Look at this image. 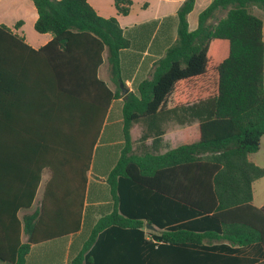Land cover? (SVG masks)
I'll return each instance as SVG.
<instances>
[{
	"label": "trees",
	"instance_id": "16d2710c",
	"mask_svg": "<svg viewBox=\"0 0 264 264\" xmlns=\"http://www.w3.org/2000/svg\"><path fill=\"white\" fill-rule=\"evenodd\" d=\"M32 2L36 32L53 36L47 45L35 51L0 25V264H25L33 245L80 230L94 146L110 103L120 97L125 144L107 180L114 210L97 222L71 264H94L91 249L110 226L138 230L146 220L161 228L149 205L151 194L168 197L175 206L160 241L199 245L226 240L264 247V207L252 204L253 183L264 177V168L249 160L264 136V22L251 10L264 11V0H213L192 32L188 15L195 0H185L177 14V39L154 63L150 78L127 94L120 87L126 88L122 53L133 43L116 18L98 16L89 0ZM131 4L115 0L122 15ZM218 13L225 15L217 19ZM24 51L30 58H45L40 78L28 87L19 82L10 87L12 60ZM105 52L115 90L98 78ZM30 99L35 117L16 119L30 149L20 154L25 162L19 164L8 149V133L13 109L20 111L24 100L26 111ZM180 109L198 121L186 134L190 144L165 154L133 152V124L156 123ZM150 130L142 140L163 134L160 128ZM60 149L72 165L50 168L40 207L19 218L36 200L44 170L39 159ZM142 199H147L146 209L138 205Z\"/></svg>",
	"mask_w": 264,
	"mask_h": 264
},
{
	"label": "crops",
	"instance_id": "0c3cea01",
	"mask_svg": "<svg viewBox=\"0 0 264 264\" xmlns=\"http://www.w3.org/2000/svg\"><path fill=\"white\" fill-rule=\"evenodd\" d=\"M128 1H131L132 4L127 15L118 13L115 0H89V3L98 16L105 19L116 18L125 35L131 39L133 46L123 51L122 62L125 67L126 88L129 92H134L141 81L150 78L154 63L164 55L166 49L177 39V14L185 0ZM212 2L213 0H195L194 9L188 15L191 32L198 28L200 13ZM37 19L38 13L32 0H0V25L10 28L14 34L22 37L35 51L40 50L53 39L49 33L40 34L36 32L35 23ZM18 22H22V24L16 27ZM20 54L12 60L15 76H12V82L9 81L8 86L10 87L15 82L21 83L23 87L31 86L33 81L40 78V69L45 64L43 57L39 59L30 58L27 54L31 53L27 51ZM102 60L103 64L98 69V78L105 82L111 90H115L110 78L106 52L103 54ZM64 63L66 64V62ZM127 84L133 87L128 88ZM30 100H26L25 107H28L26 111L23 108L24 100L21 103L20 111L13 109L12 126L8 133V149L11 150L13 159L19 164L25 162L20 154L30 149L25 144V132L18 129L16 119L20 114L19 119L31 120L35 117L34 103ZM90 100L92 101L91 98ZM123 101V98L120 97L110 103L100 137L94 146L80 230L64 238L33 245L25 258V264H71L72 260L82 250L97 222L113 212L114 200L107 180L109 173L119 160L125 144L122 116ZM2 102L4 101L0 97V105ZM14 102L16 105L18 104L17 101ZM171 116L175 115H170L167 122H162L164 127H158L153 121L147 120L133 124L130 130L133 152L136 154H165L170 151L172 146L175 148L181 146L182 135H186L189 130L198 126V121H191L189 117L186 121L184 115L177 118L176 122L174 119L171 120ZM151 127L154 132L160 128L163 132L162 136L142 140L145 133L150 134ZM263 145L264 136L261 140V147ZM63 152L60 149L55 151L51 157H46L45 160L39 159L38 165L44 167L40 187L50 181L52 177L50 168L62 166L65 162V166L72 165V158H67ZM256 153L251 154L249 160L263 168L264 166L252 158ZM261 179L264 180V177ZM261 179L253 183L252 204L258 209L264 207V197H258L255 193V184ZM150 198L149 205L152 211L158 215L159 220L157 221L162 224L161 228L143 220L142 228L138 230L113 226L104 229L99 236L98 243L91 249V253L94 252L95 254L94 264H264V247L259 243L242 246L226 240H214L205 241L199 245H170L158 240L166 231L167 228H164L163 223L166 224L173 217L175 206L173 200L168 197L151 194ZM142 200L143 203L139 202L138 205L146 209L144 203L147 199ZM35 202L32 209L20 211L18 217L23 218L26 214L34 212L37 209L33 210ZM139 231L142 233L141 235L138 234ZM26 241L27 237L23 235L22 242L25 243ZM145 242L150 243V245H145ZM88 256L90 257V249Z\"/></svg>",
	"mask_w": 264,
	"mask_h": 264
},
{
	"label": "rangeland",
	"instance_id": "374dc122",
	"mask_svg": "<svg viewBox=\"0 0 264 264\" xmlns=\"http://www.w3.org/2000/svg\"><path fill=\"white\" fill-rule=\"evenodd\" d=\"M256 15H258L264 22V11L259 9L258 7H252L251 9ZM225 15V13H218L217 15V19L223 17ZM128 88H131L133 87L132 85L130 86V84H127ZM187 113V110L185 109H180V110H177L175 112H172L170 115H175V116H171V120H175L176 122V119L179 118L180 116L184 115V118L186 119L187 121V118H188V115L186 114ZM170 115H164V116H160L157 118L156 120V126H160V127H164V124L162 125V122L165 121L167 122V118L170 116ZM171 123V122H169ZM190 131V130H189ZM182 138H183V141H182V144H185V143H191L190 141V137L187 136V135H182ZM180 140H181V137H180ZM172 144V143H171ZM179 144H181V141H179ZM173 148L175 147H171L169 150H172ZM253 160H255L256 162H259L262 166H264V145L261 147L260 151H258L253 157ZM264 168V167H263ZM264 186V180H259L258 182H256L255 184V193L258 197H264V187H261L260 186ZM44 184L41 185L40 187V190H39V195L36 199V202H35V206L33 208L36 209V208H39L40 205H41V199H42V193H43V190H44ZM22 215V214H21ZM78 240V238H77Z\"/></svg>",
	"mask_w": 264,
	"mask_h": 264
},
{
	"label": "water",
	"instance_id": "95a60500",
	"mask_svg": "<svg viewBox=\"0 0 264 264\" xmlns=\"http://www.w3.org/2000/svg\"><path fill=\"white\" fill-rule=\"evenodd\" d=\"M120 87L123 89V93H124V94H127V93L129 92L128 89L125 88V86H124L123 83L120 84Z\"/></svg>",
	"mask_w": 264,
	"mask_h": 264
}]
</instances>
